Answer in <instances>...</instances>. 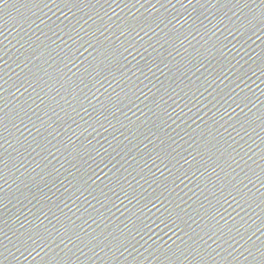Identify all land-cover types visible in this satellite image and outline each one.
Masks as SVG:
<instances>
[{"label": "water", "instance_id": "1", "mask_svg": "<svg viewBox=\"0 0 264 264\" xmlns=\"http://www.w3.org/2000/svg\"><path fill=\"white\" fill-rule=\"evenodd\" d=\"M0 264H264V0H0Z\"/></svg>", "mask_w": 264, "mask_h": 264}]
</instances>
